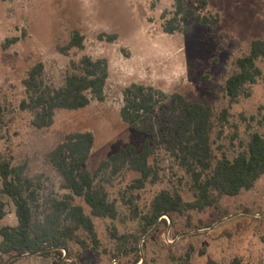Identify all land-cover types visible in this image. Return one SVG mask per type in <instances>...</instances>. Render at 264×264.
<instances>
[{
  "label": "rangeland",
  "instance_id": "rangeland-1",
  "mask_svg": "<svg viewBox=\"0 0 264 264\" xmlns=\"http://www.w3.org/2000/svg\"><path fill=\"white\" fill-rule=\"evenodd\" d=\"M182 1L196 13L218 16L217 24L189 20L183 24L187 32L165 33L162 24L173 15L175 0H0V161L23 165L38 183L33 208L38 219L48 213L51 198L66 192L48 153L69 133L91 132L94 142L82 169L95 174V186L118 209L115 219L91 216L97 245L80 232L87 248L71 243L60 260L39 253L8 264H178L186 253L192 264H227L234 258L264 264V174L250 189L219 195L214 206L199 211L164 215L141 234L142 216L160 191L193 200L190 175L171 150L170 128L180 117L172 111L173 95L212 105L215 159H232L247 150L252 134L264 135V59L256 61L261 75L234 102L224 92L235 60L248 53L253 39H264V0H207L206 7L198 0ZM75 32L83 36V46L66 50ZM83 55L107 61L103 99L77 110L57 109L49 127L35 128L32 112L20 107L27 99L22 83L27 71L41 62L45 81L60 87ZM133 83L166 95L136 129L120 117L123 90ZM145 143L153 174L142 187L135 186L140 174L120 161L103 164L119 149L140 151ZM0 200L6 213L1 224L16 226L13 202L5 195ZM75 203L90 215L82 199ZM10 256H3L2 264Z\"/></svg>",
  "mask_w": 264,
  "mask_h": 264
},
{
  "label": "trees",
  "instance_id": "trees-1",
  "mask_svg": "<svg viewBox=\"0 0 264 264\" xmlns=\"http://www.w3.org/2000/svg\"><path fill=\"white\" fill-rule=\"evenodd\" d=\"M198 1L202 7L208 4L207 0ZM189 20L196 25L212 26L217 24L218 16L196 13L186 8L182 0H175L173 15L163 22V31L169 34L187 32L188 28L183 24ZM108 38L112 39L113 36ZM82 42L83 36L75 32L65 49L82 48ZM259 58L264 59V39H253L248 53L235 60V70L224 82V92L230 102L242 94L246 84L254 83L261 75L256 65ZM107 77L108 65L105 59H92L83 55L78 62L71 64L63 84L54 87L45 81L43 64L37 62L27 71L22 81L27 99L21 102L20 107L32 112L31 124L35 128H47L52 124L57 109L77 110L87 106L92 99L101 101ZM165 98L163 92L152 86L133 83L123 90L120 117L136 129L156 111ZM171 98L172 111L180 113L170 128L171 150L190 175L193 200L185 202L177 193L160 191L153 198L150 210L142 216L141 234L147 233L164 215L186 210L199 211L214 206L219 195L235 196L242 189H250L264 174V135L252 134L247 150L232 159L226 156L215 159L210 139L214 118L212 105L206 100L189 103L178 94ZM1 113L0 105V123ZM222 115L224 118L225 110ZM93 142L91 132L69 133L48 153V161L60 176L62 188L66 192L59 198H51L48 213L38 219L33 216L38 183L24 173L23 165L11 166L9 161H0V195L11 199L17 219V225L13 227L1 224L6 213L5 204L0 200V264L5 255L55 246L59 249L44 251L40 255L53 253L60 260L61 250L68 251L71 243L79 244L82 248L88 247L80 232L86 233L93 245H97L91 216L115 219L118 209L108 200L105 190L95 186V174L82 169L89 159ZM150 154L151 149L147 143L140 151L130 146L119 149L103 164L120 161L122 166L140 174L135 180V186L142 187L153 174L148 164ZM76 198L82 199L89 207L90 215L75 203ZM178 264H192L189 254L180 257ZM206 264L220 263L208 260ZM227 264L243 263L234 258Z\"/></svg>",
  "mask_w": 264,
  "mask_h": 264
},
{
  "label": "water",
  "instance_id": "water-1",
  "mask_svg": "<svg viewBox=\"0 0 264 264\" xmlns=\"http://www.w3.org/2000/svg\"><path fill=\"white\" fill-rule=\"evenodd\" d=\"M55 249H59V247L55 246V247L44 248V249H40V250L33 251V252L23 253V254H14V255H11L3 264H8L13 259H17V258L25 257V256H32V255H36L44 251L55 250Z\"/></svg>",
  "mask_w": 264,
  "mask_h": 264
}]
</instances>
